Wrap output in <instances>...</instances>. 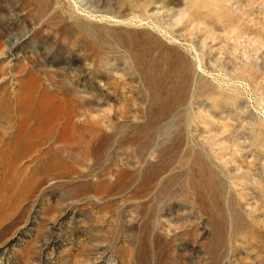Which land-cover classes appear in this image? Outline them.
I'll list each match as a JSON object with an SVG mask.
<instances>
[{
	"label": "rangeland",
	"instance_id": "374dc122",
	"mask_svg": "<svg viewBox=\"0 0 264 264\" xmlns=\"http://www.w3.org/2000/svg\"><path fill=\"white\" fill-rule=\"evenodd\" d=\"M0 264H264V0H0Z\"/></svg>",
	"mask_w": 264,
	"mask_h": 264
},
{
	"label": "bare ground",
	"instance_id": "6f19581e",
	"mask_svg": "<svg viewBox=\"0 0 264 264\" xmlns=\"http://www.w3.org/2000/svg\"><path fill=\"white\" fill-rule=\"evenodd\" d=\"M12 45V44H11ZM74 117V114H73V112H69L68 114H67V121H68V123H71V121H72V118Z\"/></svg>",
	"mask_w": 264,
	"mask_h": 264
}]
</instances>
